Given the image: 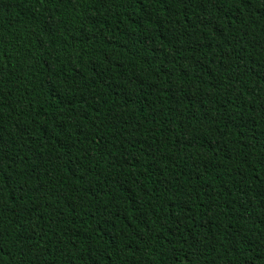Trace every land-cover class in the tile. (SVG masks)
<instances>
[{"label": "trees", "instance_id": "obj_1", "mask_svg": "<svg viewBox=\"0 0 264 264\" xmlns=\"http://www.w3.org/2000/svg\"><path fill=\"white\" fill-rule=\"evenodd\" d=\"M0 264H264V0H0Z\"/></svg>", "mask_w": 264, "mask_h": 264}]
</instances>
